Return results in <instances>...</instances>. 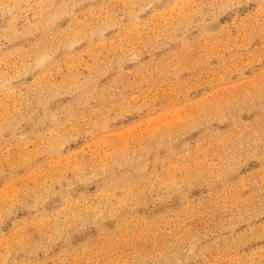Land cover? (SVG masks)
Returning a JSON list of instances; mask_svg holds the SVG:
<instances>
[{
  "label": "rangeland",
  "instance_id": "1",
  "mask_svg": "<svg viewBox=\"0 0 264 264\" xmlns=\"http://www.w3.org/2000/svg\"><path fill=\"white\" fill-rule=\"evenodd\" d=\"M0 264H264V0H0Z\"/></svg>",
  "mask_w": 264,
  "mask_h": 264
}]
</instances>
